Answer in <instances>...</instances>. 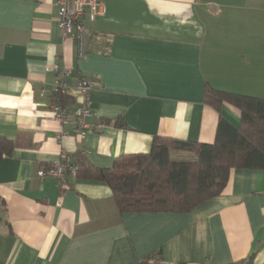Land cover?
Wrapping results in <instances>:
<instances>
[{"label": "crops", "instance_id": "1", "mask_svg": "<svg viewBox=\"0 0 264 264\" xmlns=\"http://www.w3.org/2000/svg\"><path fill=\"white\" fill-rule=\"evenodd\" d=\"M100 1L102 16L81 18L91 34L79 58L56 0H0V264H229L250 255L264 264V169L233 168L218 196L177 213L120 214L103 181L71 175L61 192L37 176L78 154L110 168L148 152L155 135L212 143L219 115L238 126L240 112L204 103L206 83L264 99V0ZM53 63L69 72L65 123L50 113ZM79 79L94 88L88 128L74 137ZM120 118L124 128L113 124ZM61 130L69 136L57 139Z\"/></svg>", "mask_w": 264, "mask_h": 264}, {"label": "trees", "instance_id": "2", "mask_svg": "<svg viewBox=\"0 0 264 264\" xmlns=\"http://www.w3.org/2000/svg\"><path fill=\"white\" fill-rule=\"evenodd\" d=\"M52 101L67 108L74 100L68 94H52ZM203 102L218 112L224 102L235 106L240 112L239 125L219 115L212 143L155 135L148 152L121 156L110 168L95 167L78 154L73 176L105 182L120 214L177 213L218 196L233 168L264 169V99L214 89L206 83ZM113 124L125 127L121 118ZM6 152L5 148L1 153ZM70 177L67 173V185ZM252 260L250 255L229 264H252Z\"/></svg>", "mask_w": 264, "mask_h": 264}, {"label": "built area", "instance_id": "3", "mask_svg": "<svg viewBox=\"0 0 264 264\" xmlns=\"http://www.w3.org/2000/svg\"><path fill=\"white\" fill-rule=\"evenodd\" d=\"M57 4V24L62 32V37H71L76 43L77 56L84 58L87 54V38L90 31L86 29L81 18L87 14L91 19L104 14V5L100 0H56ZM49 68L54 72L52 94H68L69 85L63 80L68 75L66 68L60 67L58 63H53ZM94 85L84 79H79L76 89L82 95V102L74 112L75 122L73 124V136L83 137L88 124L85 117L90 114L88 96ZM51 117L59 122L65 123L69 116L67 108L61 107L55 101L50 103ZM69 136L67 131L61 130L57 134V139ZM76 166L69 158H62L48 165L47 168L40 167L37 176L50 177L58 185L61 192L67 190L66 174L74 175Z\"/></svg>", "mask_w": 264, "mask_h": 264}]
</instances>
